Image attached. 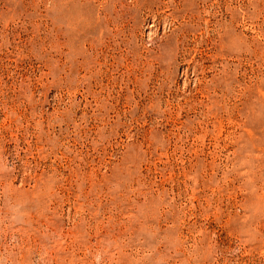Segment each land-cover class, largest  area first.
Wrapping results in <instances>:
<instances>
[{
    "label": "rangeland",
    "instance_id": "374dc122",
    "mask_svg": "<svg viewBox=\"0 0 264 264\" xmlns=\"http://www.w3.org/2000/svg\"><path fill=\"white\" fill-rule=\"evenodd\" d=\"M0 264H264V0H0Z\"/></svg>",
    "mask_w": 264,
    "mask_h": 264
}]
</instances>
